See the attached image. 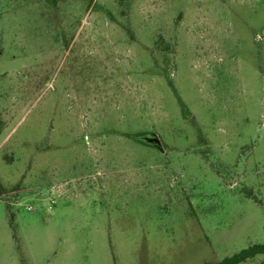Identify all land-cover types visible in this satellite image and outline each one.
Returning <instances> with one entry per match:
<instances>
[{
    "label": "rangeland",
    "instance_id": "obj_1",
    "mask_svg": "<svg viewBox=\"0 0 264 264\" xmlns=\"http://www.w3.org/2000/svg\"><path fill=\"white\" fill-rule=\"evenodd\" d=\"M263 241L264 0H0V264Z\"/></svg>",
    "mask_w": 264,
    "mask_h": 264
},
{
    "label": "trees",
    "instance_id": "obj_2",
    "mask_svg": "<svg viewBox=\"0 0 264 264\" xmlns=\"http://www.w3.org/2000/svg\"><path fill=\"white\" fill-rule=\"evenodd\" d=\"M258 256H264V241L262 244L250 246L249 248L244 249L231 257H227L220 262L204 264H242Z\"/></svg>",
    "mask_w": 264,
    "mask_h": 264
},
{
    "label": "water",
    "instance_id": "obj_3",
    "mask_svg": "<svg viewBox=\"0 0 264 264\" xmlns=\"http://www.w3.org/2000/svg\"><path fill=\"white\" fill-rule=\"evenodd\" d=\"M136 140H141L143 142H145L146 144H155L156 147L159 149V150H162V144H161V141L155 137L154 135H149V134H146V135H140V136H136L135 137Z\"/></svg>",
    "mask_w": 264,
    "mask_h": 264
},
{
    "label": "flooded vegetation",
    "instance_id": "obj_4",
    "mask_svg": "<svg viewBox=\"0 0 264 264\" xmlns=\"http://www.w3.org/2000/svg\"><path fill=\"white\" fill-rule=\"evenodd\" d=\"M138 141H140V142H142V143H145V142H143V141H141V140H139V139H138ZM147 145H150V146L156 147L155 144H148V143H147ZM156 148H157V147H156Z\"/></svg>",
    "mask_w": 264,
    "mask_h": 264
}]
</instances>
